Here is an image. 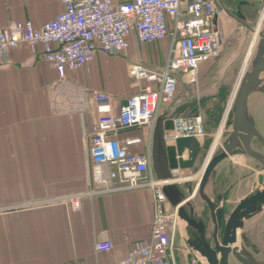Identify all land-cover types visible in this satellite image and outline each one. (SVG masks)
Returning a JSON list of instances; mask_svg holds the SVG:
<instances>
[{
	"label": "crops",
	"instance_id": "0c3cea01",
	"mask_svg": "<svg viewBox=\"0 0 264 264\" xmlns=\"http://www.w3.org/2000/svg\"><path fill=\"white\" fill-rule=\"evenodd\" d=\"M221 1L232 13L219 23L227 36L234 29L249 28L251 19L244 14V8L258 3L242 7L244 18L239 19L228 5L231 0ZM64 8L63 0H0V29L26 20L40 26L56 18ZM170 46V37L150 44L131 38L128 57L98 51L89 64L68 72V81L63 84L55 68L44 59L48 50L45 44H23L0 65V264H111L150 239L153 188L118 189L117 179L111 184H98L92 178L88 135L96 112L83 92L89 86L110 94L115 108L124 104L139 92L129 76V65L139 63L161 70L167 63ZM182 85L190 86L181 83L175 100L163 112L175 115L192 107L194 97L182 94ZM202 111L207 128L208 117ZM142 135L141 129H130L121 133L120 139ZM213 135L207 132L203 146ZM130 150L139 152L143 146L134 145ZM236 156L239 162L247 157L243 153ZM230 157L214 169L205 189L209 197L220 191L219 177L232 178L234 185L239 178L235 172L215 173ZM197 167L180 171L176 181L183 192L187 181L199 182V173L194 174ZM244 181H248V188L257 182L246 176ZM191 187L196 193L198 184ZM74 195L80 196L77 208L68 199ZM180 222L183 223L181 219ZM187 236L180 230L176 238L178 264H183L189 254L192 257ZM105 240L112 242V250L96 251V243Z\"/></svg>",
	"mask_w": 264,
	"mask_h": 264
},
{
	"label": "built area",
	"instance_id": "2783aa9c",
	"mask_svg": "<svg viewBox=\"0 0 264 264\" xmlns=\"http://www.w3.org/2000/svg\"><path fill=\"white\" fill-rule=\"evenodd\" d=\"M63 3L64 11L43 25L37 26L26 20L1 28L0 65L23 44H45L48 50L44 59L55 68L59 82L63 84L68 81V72L89 64L98 51L109 56L128 57L131 38L140 44L171 39L163 69H151L139 63L129 65V76L139 87V92L126 103L115 108L110 94L89 86L84 88L83 94L85 100L95 105L96 112L88 135L89 168L93 180L98 184H111L117 179L118 189L151 187L154 191L150 239L111 264H178L176 238L180 234V206L174 207L163 191L171 181L156 178L152 136L158 117L175 100L179 85H197L201 68L224 50L227 35L219 28V23L230 10L221 0H133L125 3L63 0ZM235 97L227 108L222 128L233 110ZM170 117L174 120V128L164 132L167 146H175L178 139L190 137L203 145L207 132L201 109ZM130 129H141L143 135L120 139L121 133ZM134 145H142L143 150L131 151L130 147ZM189 154L186 149L183 154L176 155L178 160H186ZM181 170L180 167L171 170L175 181ZM68 199L72 207H79V195ZM95 248L105 253L112 250L113 244L109 240L98 241ZM191 253L193 263H205L199 259L200 253L194 250Z\"/></svg>",
	"mask_w": 264,
	"mask_h": 264
},
{
	"label": "rangeland",
	"instance_id": "374dc122",
	"mask_svg": "<svg viewBox=\"0 0 264 264\" xmlns=\"http://www.w3.org/2000/svg\"><path fill=\"white\" fill-rule=\"evenodd\" d=\"M248 1L258 3L256 7L244 8V14L247 13L251 19L249 21V28L241 30L234 29L231 35L227 36L228 42L221 54L200 70L199 83L197 85H190L189 87H184V85H182V94L188 95L190 93L189 95L194 97L192 99V107L189 110L191 111L192 108L194 109V107H197L206 111L208 117L206 132H213L214 134L212 137L207 138V141L204 143L202 167L212 150L219 131H222L221 137L213 156L219 155L228 144L232 132V126L229 123L233 120V110L227 117L225 126L222 128L227 108L232 100L242 70L245 67V73H248L255 61L257 46L254 48L249 58L248 53L253 41L254 31L260 23L264 24V0ZM239 2L240 0H231L228 5L236 9ZM261 87L264 88V81ZM219 111L221 114L217 115ZM249 114L253 116L257 129L264 134V92L256 93L250 97ZM235 154L241 155L240 151L237 149L235 150ZM245 158L242 162H238L230 157V159L225 161L215 172L220 173L223 171L227 173V175L235 172L234 175L237 174L239 177L236 179L235 185L231 181L232 178H223V180L219 177L220 191L210 195L211 198L214 197L216 203H218V196H222L223 198L221 206L223 208L224 217L221 232H223V227L230 214L239 204V197L249 193L250 196L254 194L256 190L262 189L264 185V168L261 167L260 164H257L253 158L248 156ZM202 167L197 168L194 174L200 173ZM260 172L261 174H259ZM244 176L251 180L256 179L257 182L254 184L251 183L250 188H248L245 186V183L247 184L248 181H244ZM212 178L215 179V174ZM197 184L198 180L191 183L194 188ZM228 187L233 188V190L228 189ZM184 188L185 187H183V189ZM225 189L228 190L224 191ZM184 193L186 197L190 196L187 189H184ZM205 194L209 195L206 191ZM189 203L192 204L191 207L194 210L193 217L203 220L212 231L214 225L212 223L211 213L207 203L202 199L199 192L194 198L189 200ZM182 221L183 223L179 222V226L180 230L184 231L186 237V228H188V224L184 222V220ZM236 246L245 256L256 264H264V210L253 220L246 221L245 227L239 231V239ZM230 261L231 264H240L234 256H231ZM183 264H195L192 262L190 254ZM196 264L206 263L198 261Z\"/></svg>",
	"mask_w": 264,
	"mask_h": 264
},
{
	"label": "water",
	"instance_id": "95a60500",
	"mask_svg": "<svg viewBox=\"0 0 264 264\" xmlns=\"http://www.w3.org/2000/svg\"><path fill=\"white\" fill-rule=\"evenodd\" d=\"M256 5V3H250L246 0L240 1L234 10L235 17L243 19L242 7ZM254 60L251 70L245 74L241 82L233 103V120L230 121L232 132L229 142L219 155L213 156L207 163L196 193L187 181L185 185L190 196L186 197L179 185L174 182L175 177L171 170L179 167L182 170L194 168L203 149L201 142L193 137L180 138L175 146H167L164 141V132L174 128V120L170 117L171 115L167 110L158 117L152 136V161L156 178L160 181L174 182L165 185L163 191L174 207L180 206L178 209L179 217L186 221L190 228L196 229V241L199 243L194 245L193 248L205 257L209 264H230V256H234L242 264H256L236 246L238 242L237 233L244 228L246 220L264 210V185L262 189H258L254 194L240 200L225 223L222 237H220V234L224 217L223 208L221 203H216L205 194L206 186L214 169L222 161L232 156L237 148H241L245 155L253 157L264 164V155L255 151L251 146V141L254 137L260 138L263 142L264 137L256 128L254 119L249 114L250 96L257 92H264V88L261 87L264 81V25L260 33ZM186 149L190 151L189 158L178 160L176 154L181 155ZM198 192L207 203L211 213L214 225V248H211L205 242L204 221L193 217L194 210L189 200L196 196ZM219 200L222 201V196H219ZM188 208H190L189 211Z\"/></svg>",
	"mask_w": 264,
	"mask_h": 264
},
{
	"label": "flooded vegetation",
	"instance_id": "af4514ba",
	"mask_svg": "<svg viewBox=\"0 0 264 264\" xmlns=\"http://www.w3.org/2000/svg\"><path fill=\"white\" fill-rule=\"evenodd\" d=\"M233 10H235V9H233ZM229 15L232 16V13L230 12ZM218 114H219V115L221 114L220 111L217 112V115H218ZM206 115H207V112H206ZM256 128H257V127H256ZM258 131H259V130H258ZM259 132H260V131H259ZM260 133H261V132H260ZM261 134H262V133H261ZM262 136L264 137V134H262ZM251 146H252V148H253L255 151H257V152H259V153H261V154L264 155V142H263L260 138H258V137H254V138L252 139V141H251ZM204 147H205V146H203V149H202V151H201V153H200L199 159L197 160V163H196V165H195V166L198 165L197 168L202 167V157H203L202 153H203ZM237 150H239L241 154L243 153L242 150H241V148H237ZM243 154H244V153H243ZM246 156H248V155H246ZM248 157H250V156H248ZM251 158H253V157H251ZM253 159L257 162V164H260L261 167L264 168V164H263V163H261L260 161H258V160L255 159V158H253ZM197 168H196V170H197ZM196 170H195V171H196ZM259 174H261V172H260ZM189 185L191 186V184H189ZM198 220H199V219H198ZM204 224H205V222H204ZM223 229H224V227H223ZM205 233H206V241H205V242H207L208 245H210L211 248H214V247H215V244H214V241H213V233H214V229L211 231V228L209 229V228L207 227V225L205 224ZM196 234H197L196 229H192V228H190V227L188 226V228H187V235H188V236H187V243H188V245H189L193 250H194L193 246L199 243V242L196 241V240H197V236H196ZM222 235H223V232H221L220 237H222ZM194 251H195V250H194ZM196 252H197V251H196Z\"/></svg>",
	"mask_w": 264,
	"mask_h": 264
},
{
	"label": "bare ground",
	"instance_id": "6f19581e",
	"mask_svg": "<svg viewBox=\"0 0 264 264\" xmlns=\"http://www.w3.org/2000/svg\"><path fill=\"white\" fill-rule=\"evenodd\" d=\"M263 25H264V24L260 23L259 26H258V27L256 28V30L254 31L253 41H252L251 46H250V50H249V53H248V58H249V56H251V54H252L254 48H255V47L257 46V44H258V41H259V38H260V33H261V31H262ZM245 74H246V73H245V67H244V69L242 70V72H241V74H240V77H239V80H238L237 86H236V88H235V91H234V93H233V99H234V96L237 94V92H238V90H239V88H240L241 82H242V80H243ZM260 88H261V87H260ZM251 96H252V95H251ZM251 96H250V97H251ZM221 132H222V131H219L218 134H217V137H216L215 142H214V144H213L212 150H211V152H210L208 158L206 159V161H205V163H204V165H203L202 172H204L207 163H209V161L212 159V157H213V155H214V151H215L216 146L218 145V143H219V139H220V137H221ZM224 148H225V147H224ZM232 159H234V160H236V161H238V162L240 161V157H239V156H236L235 153L232 155ZM218 165H219V164H218ZM218 165H217V166H218ZM174 182L177 183V181H174ZM174 182H170V183H174ZM263 209H264V208H263ZM239 231H240V230H239ZM239 231H238V233H237V239H239ZM237 243H238V242H237ZM198 257H199V259H201V260L204 261L205 263L209 264L208 261H207V259H206L205 257H203L202 255H199ZM230 258H231V256H230ZM237 261H238V260H237ZM238 262H239L240 264H242L240 261H238ZM229 263L231 264V261H230V260H229Z\"/></svg>",
	"mask_w": 264,
	"mask_h": 264
}]
</instances>
